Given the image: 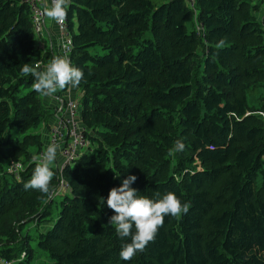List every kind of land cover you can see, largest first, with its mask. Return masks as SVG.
<instances>
[{
	"label": "trees",
	"instance_id": "trees-1",
	"mask_svg": "<svg viewBox=\"0 0 264 264\" xmlns=\"http://www.w3.org/2000/svg\"><path fill=\"white\" fill-rule=\"evenodd\" d=\"M261 10L264 0H71L69 60L84 71L75 89L88 148L61 170L53 163L48 198L23 184L49 142L54 102L21 75L47 58L28 7L0 0V260L264 264ZM177 140L185 149L170 154ZM10 163L22 166L17 176ZM129 175L138 195L171 191L190 208L123 261L129 241L108 224L106 199Z\"/></svg>",
	"mask_w": 264,
	"mask_h": 264
},
{
	"label": "clouds",
	"instance_id": "clouds-1",
	"mask_svg": "<svg viewBox=\"0 0 264 264\" xmlns=\"http://www.w3.org/2000/svg\"><path fill=\"white\" fill-rule=\"evenodd\" d=\"M70 3L71 0H51L50 6L45 3L42 12L45 21L63 23ZM21 75H30L33 78V90L46 98H55L54 94L58 90L68 86L78 87L84 80V71L73 66L67 57L61 55L53 56L43 70H40L39 64L33 66L24 63ZM59 147V144L49 143L42 153L32 155L35 167L31 178L23 184L25 191L37 190L48 198L55 195V192L50 190V182L54 176L52 165L57 158ZM184 149V143L177 140L169 151L172 154L182 152ZM113 178L118 179L119 175L115 174ZM136 179L135 175H129L123 179L119 187L110 189L106 199L107 207L114 213L109 217L108 224L115 227L117 237L129 241L122 245L119 252V257L123 261H130L154 241L158 229L165 222V217L187 214L190 208L189 203H182L171 191L162 195L157 192L154 198L138 195L139 191L130 186ZM101 202L105 203L103 197L100 198ZM24 255L26 256V253Z\"/></svg>",
	"mask_w": 264,
	"mask_h": 264
},
{
	"label": "built area",
	"instance_id": "built-area-1",
	"mask_svg": "<svg viewBox=\"0 0 264 264\" xmlns=\"http://www.w3.org/2000/svg\"><path fill=\"white\" fill-rule=\"evenodd\" d=\"M22 2L29 9L32 31L39 39L44 35L47 22L42 15L43 8L45 3L50 6L51 0H22ZM188 3L192 6V0H188ZM51 23L55 26L58 37H60L58 45L59 55L65 56L69 59L71 39L67 31L66 20L60 24H57L55 21H51ZM195 31L198 35H201L202 26L200 24H195ZM262 36L264 40V26H262ZM53 108L54 120L53 126L50 129L49 142L47 145L49 143L59 144L60 147L55 161L57 162L58 169L61 170L64 166L72 165L74 160L86 151L88 148V142L85 137L86 129L81 125L79 120L80 108L75 98L72 99L56 95ZM258 115L264 125V110L258 112ZM46 147L44 150H46ZM21 169L22 166L19 163H10L7 172L10 175L17 176ZM64 188L65 185L63 181L60 180L59 190ZM0 264L8 263L0 260Z\"/></svg>",
	"mask_w": 264,
	"mask_h": 264
},
{
	"label": "crops",
	"instance_id": "crops-1",
	"mask_svg": "<svg viewBox=\"0 0 264 264\" xmlns=\"http://www.w3.org/2000/svg\"><path fill=\"white\" fill-rule=\"evenodd\" d=\"M59 39L60 37H58L55 26L51 23L50 20L47 21L44 35L41 38H39V46H38L41 53L44 54L47 58V63L43 66L42 69L46 68L47 64L51 61L53 56L59 55L58 52V45L60 41ZM65 94L68 98L77 99L78 90L71 86H68Z\"/></svg>",
	"mask_w": 264,
	"mask_h": 264
},
{
	"label": "rangeland",
	"instance_id": "rangeland-1",
	"mask_svg": "<svg viewBox=\"0 0 264 264\" xmlns=\"http://www.w3.org/2000/svg\"><path fill=\"white\" fill-rule=\"evenodd\" d=\"M257 16H259V20L260 21H261V19H262V21H264V11L263 10H261L260 12H258ZM261 23H263V22H261ZM35 41H36V43L38 45L39 39H38L37 36H35ZM259 92L262 94L261 96H264V90H260ZM56 95H57V93L54 94V97ZM44 100H45L46 103H49L50 105H51L52 102H54V98H46V97H44ZM30 131L32 133H41L42 132V129H41V127H39L38 129H33V130H30ZM57 200H58V198H57ZM37 259H38V257L35 258V260H37Z\"/></svg>",
	"mask_w": 264,
	"mask_h": 264
}]
</instances>
